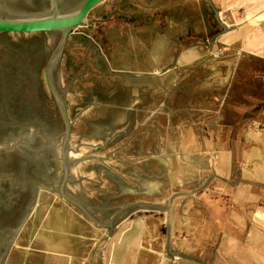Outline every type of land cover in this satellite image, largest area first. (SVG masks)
I'll return each instance as SVG.
<instances>
[{"label": "rangeland", "instance_id": "1", "mask_svg": "<svg viewBox=\"0 0 264 264\" xmlns=\"http://www.w3.org/2000/svg\"><path fill=\"white\" fill-rule=\"evenodd\" d=\"M214 19L209 0H102L52 62L55 94L45 65L63 33L0 32V264H24L57 230L96 264L128 241L139 264H243L214 255L249 224L231 186L211 190L213 165L263 115L264 60L217 46L175 68Z\"/></svg>", "mask_w": 264, "mask_h": 264}, {"label": "crops", "instance_id": "2", "mask_svg": "<svg viewBox=\"0 0 264 264\" xmlns=\"http://www.w3.org/2000/svg\"><path fill=\"white\" fill-rule=\"evenodd\" d=\"M209 1L216 14L211 35L207 38L202 36L186 45L178 55L175 68L202 60L209 48L217 46L234 48L239 54L246 53L250 57L264 60V0ZM240 145L238 153L232 149L216 152L213 178L223 182V185L214 184L211 190L219 192L227 185L231 186L229 206L243 209L249 229L242 238L231 236L228 243H220L215 247L214 255H222L224 249H227V255L235 253L242 258L243 264H264V112L260 119H251L246 125ZM235 177L238 182H232ZM58 231L48 233L54 237H49L38 253L32 248L24 264H96L94 254L91 256L88 252L81 253L75 242L60 239L59 234L62 236L63 232ZM122 243L126 245L115 247L116 249L108 247L105 258L97 264H139L137 252L140 246L129 241ZM37 255H42L45 259L34 263L33 258Z\"/></svg>", "mask_w": 264, "mask_h": 264}, {"label": "water", "instance_id": "3", "mask_svg": "<svg viewBox=\"0 0 264 264\" xmlns=\"http://www.w3.org/2000/svg\"><path fill=\"white\" fill-rule=\"evenodd\" d=\"M22 0H0V32L9 33H39L55 32L63 33L58 50L51 56L46 64V80L53 92L50 77L52 62L63 51L68 37L73 29L81 25L89 11L102 0H83L81 4L72 9H64L59 0H32L35 12H23ZM40 6H35L39 3ZM19 7V8H17ZM42 12L38 13L36 11ZM54 93V92H53ZM55 94V93H54ZM60 106L61 113L66 124L64 152H67V142L71 133V123L67 110L61 99L55 95Z\"/></svg>", "mask_w": 264, "mask_h": 264}, {"label": "trees", "instance_id": "4", "mask_svg": "<svg viewBox=\"0 0 264 264\" xmlns=\"http://www.w3.org/2000/svg\"><path fill=\"white\" fill-rule=\"evenodd\" d=\"M122 19V18H125V17H123V16H120L119 17V19ZM128 19V21H131V20H133L134 19V17H130V18H127ZM216 21H215V19H214V22L213 23H215ZM45 69H46V65H45Z\"/></svg>", "mask_w": 264, "mask_h": 264}, {"label": "bare ground", "instance_id": "5", "mask_svg": "<svg viewBox=\"0 0 264 264\" xmlns=\"http://www.w3.org/2000/svg\"><path fill=\"white\" fill-rule=\"evenodd\" d=\"M24 188V187H23Z\"/></svg>", "mask_w": 264, "mask_h": 264}]
</instances>
